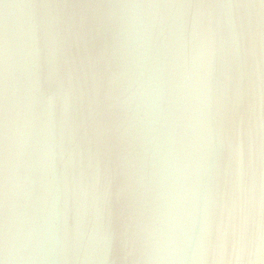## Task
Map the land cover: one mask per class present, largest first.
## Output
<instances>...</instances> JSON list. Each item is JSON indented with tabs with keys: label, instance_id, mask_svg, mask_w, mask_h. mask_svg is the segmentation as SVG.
<instances>
[{
	"label": "clouds",
	"instance_id": "1",
	"mask_svg": "<svg viewBox=\"0 0 264 264\" xmlns=\"http://www.w3.org/2000/svg\"><path fill=\"white\" fill-rule=\"evenodd\" d=\"M9 7L0 264H264V0Z\"/></svg>",
	"mask_w": 264,
	"mask_h": 264
},
{
	"label": "water",
	"instance_id": "2",
	"mask_svg": "<svg viewBox=\"0 0 264 264\" xmlns=\"http://www.w3.org/2000/svg\"><path fill=\"white\" fill-rule=\"evenodd\" d=\"M38 2V0H0V36L3 34L5 23H7L10 34L19 35L25 27L29 18V9L21 7L4 8L8 5H24Z\"/></svg>",
	"mask_w": 264,
	"mask_h": 264
}]
</instances>
